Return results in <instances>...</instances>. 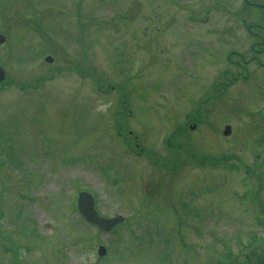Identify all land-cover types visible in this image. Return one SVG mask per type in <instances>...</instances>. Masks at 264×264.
I'll return each instance as SVG.
<instances>
[{
  "label": "rangeland",
  "instance_id": "374dc122",
  "mask_svg": "<svg viewBox=\"0 0 264 264\" xmlns=\"http://www.w3.org/2000/svg\"><path fill=\"white\" fill-rule=\"evenodd\" d=\"M253 1L0 0V264H264Z\"/></svg>",
  "mask_w": 264,
  "mask_h": 264
},
{
  "label": "water",
  "instance_id": "95a60500",
  "mask_svg": "<svg viewBox=\"0 0 264 264\" xmlns=\"http://www.w3.org/2000/svg\"><path fill=\"white\" fill-rule=\"evenodd\" d=\"M6 40V37L4 34L0 33V45L2 42ZM47 60L51 61L52 57L48 56L46 58ZM6 78V71L3 68V66L0 64V83L3 82ZM232 131V126L230 124H227L225 126V129L223 133L225 135H229ZM93 195L88 191H82L79 194L78 197V208L82 216L85 217V219L89 220L90 222L97 224L98 226L110 230L112 227H114L117 223L121 222L124 219V216L119 214L115 217H105L99 215L98 211L95 207V201ZM100 255H104L106 253V249L104 246L101 245L99 249ZM98 264V263H93Z\"/></svg>",
  "mask_w": 264,
  "mask_h": 264
},
{
  "label": "flooded vegetation",
  "instance_id": "af4514ba",
  "mask_svg": "<svg viewBox=\"0 0 264 264\" xmlns=\"http://www.w3.org/2000/svg\"><path fill=\"white\" fill-rule=\"evenodd\" d=\"M249 4H251V5H255V4H258V2H254L253 0L252 1H250V0H246ZM250 25V24H249ZM251 26V25H250ZM48 32H50V31H48ZM51 34H53V32L51 31L50 32ZM6 34V33H5ZM7 35V34H6ZM8 37V36H7ZM7 40H8V38H7ZM6 40V41H7ZM262 43L264 44V39L262 40ZM262 46H264V45H262ZM259 50H264V48H262V49H259Z\"/></svg>",
  "mask_w": 264,
  "mask_h": 264
},
{
  "label": "trees",
  "instance_id": "16d2710c",
  "mask_svg": "<svg viewBox=\"0 0 264 264\" xmlns=\"http://www.w3.org/2000/svg\"><path fill=\"white\" fill-rule=\"evenodd\" d=\"M260 253H264V248H262V250H261V252ZM233 260H235V259H233ZM235 261H230V264H233Z\"/></svg>",
  "mask_w": 264,
  "mask_h": 264
}]
</instances>
